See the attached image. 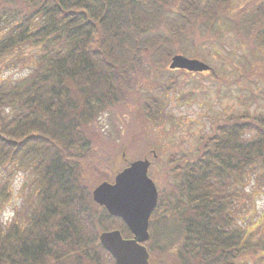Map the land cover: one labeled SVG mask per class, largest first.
Instances as JSON below:
<instances>
[{
    "label": "trees",
    "instance_id": "obj_1",
    "mask_svg": "<svg viewBox=\"0 0 264 264\" xmlns=\"http://www.w3.org/2000/svg\"><path fill=\"white\" fill-rule=\"evenodd\" d=\"M227 36L242 50L243 101H264V85L251 88L264 82V0H0V264H115L100 233L132 234L92 197L99 175L116 173L108 136L121 147L133 125L149 135L183 84L172 56L207 47L230 63ZM262 106L214 124L192 156H171L149 219L151 264H264ZM17 174L26 196L3 220Z\"/></svg>",
    "mask_w": 264,
    "mask_h": 264
},
{
    "label": "rangeland",
    "instance_id": "obj_2",
    "mask_svg": "<svg viewBox=\"0 0 264 264\" xmlns=\"http://www.w3.org/2000/svg\"><path fill=\"white\" fill-rule=\"evenodd\" d=\"M226 40L228 49L233 50L236 47L233 46L235 45L233 40L228 36ZM206 48L202 47V58L197 57V59L208 64L211 68L210 70L192 73L179 69L181 71L170 72L173 76L178 77V82H182L183 84L181 89L177 87L166 97L165 108L163 110L165 112V116L163 117L166 120L165 123L162 122L163 118L155 120L157 122H155L156 125L150 130L151 133L146 135L143 132L142 136L140 134L137 136L135 133V131H139V125H133L129 133H125L126 139L121 142V147L117 146L120 141L116 139V133L113 132L112 135L108 136L114 142L117 141L113 150L115 155L113 153L110 154L111 159L115 161V165L112 164V168L110 167L114 172L125 167L126 161H131L136 157H147L151 162L149 169L151 172L150 178H152L157 188L159 187L160 179L165 176L164 167H167V164L170 165L169 160L171 156L174 160L186 154L192 156L201 134L210 131L214 124L227 122L231 116L240 115L247 109L248 111L255 112L262 111L261 107H263L264 103L262 99L259 100V107H257V99H252L249 102L243 101L244 95L237 90L238 84L236 81L240 76L239 73L242 74L240 71H243L238 58L242 50L236 47L237 54L233 56L235 61L229 63L221 62L223 60L222 55L218 56V54H215L213 51L209 52ZM220 52H222V49ZM214 68H218L219 76L214 75ZM262 69H264V63H261L259 69L254 70V74L258 76ZM27 72L28 70L25 67H13L5 71L3 76L5 78H15ZM263 85V81L256 80V83H253L251 88L255 90ZM191 91L193 92L192 97L188 96ZM181 95L185 96V101L181 102L179 100ZM103 137H105L106 141H110L108 137ZM128 147L133 152L124 149ZM153 151L156 153V157H153ZM110 170L108 169V172ZM160 173L161 177L158 175ZM115 174L112 172L109 174L102 172L99 175L100 178L97 179V183L104 180L111 182ZM24 180L25 176L22 174L14 176L12 180V196L5 206L2 215L3 220H7L14 212V209L19 207L23 202L28 188L24 185ZM243 185L247 191H250L254 188V180L252 179L249 183H244ZM260 216H264V193L262 192H258V196H256V217Z\"/></svg>",
    "mask_w": 264,
    "mask_h": 264
},
{
    "label": "water",
    "instance_id": "obj_3",
    "mask_svg": "<svg viewBox=\"0 0 264 264\" xmlns=\"http://www.w3.org/2000/svg\"><path fill=\"white\" fill-rule=\"evenodd\" d=\"M169 68L190 72L211 69L205 62L182 54L172 56ZM152 154L156 157L154 151ZM150 164L147 157L128 161L127 166L116 172L112 182L104 180L92 190L93 200L110 215L121 218L132 234L124 237L118 229L100 233V243L115 264H151L143 244L150 236L149 219L158 198L156 185L148 175Z\"/></svg>",
    "mask_w": 264,
    "mask_h": 264
}]
</instances>
